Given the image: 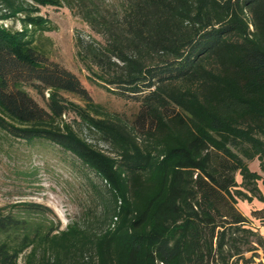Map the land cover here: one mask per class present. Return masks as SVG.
Wrapping results in <instances>:
<instances>
[{"label":"trees","instance_id":"trees-1","mask_svg":"<svg viewBox=\"0 0 264 264\" xmlns=\"http://www.w3.org/2000/svg\"><path fill=\"white\" fill-rule=\"evenodd\" d=\"M64 2L105 38L78 39V55L89 80L140 104L134 125L93 116L80 78L36 43L51 28L38 6ZM0 130L56 144L108 189L101 213L63 230L45 205L0 207V264H254L264 208L250 218L238 202H264V0H125L117 15L95 0H0Z\"/></svg>","mask_w":264,"mask_h":264},{"label":"rangeland","instance_id":"rangeland-1","mask_svg":"<svg viewBox=\"0 0 264 264\" xmlns=\"http://www.w3.org/2000/svg\"><path fill=\"white\" fill-rule=\"evenodd\" d=\"M124 2L125 0H95V5L104 13L117 15L121 13ZM38 7L40 11L35 15L46 18L51 28L37 34L36 43L46 50L51 60L80 78L93 101L102 107V115L93 112L92 115L119 118L130 126L134 125L140 104L124 99L89 80L90 73L78 55V39L102 45L106 43L105 38L93 31L78 14L75 5L69 6L64 2L60 7ZM6 23L17 29L21 27V23L16 19ZM30 93L40 105L45 106L37 92L30 89ZM65 97L82 107L86 105L76 95L66 93ZM65 119L83 138L96 144L105 153L111 154L109 146L101 141L97 134L91 132L87 123L78 115L70 112ZM254 161L249 164H252V168L255 166ZM237 178L241 180L239 176ZM107 193L103 179L76 155L48 141L30 143L0 130V207L5 213L17 211L23 203H39L49 207V219L55 223L60 222V229L63 230L89 213H101ZM20 264H23L22 260Z\"/></svg>","mask_w":264,"mask_h":264},{"label":"crops","instance_id":"crops-1","mask_svg":"<svg viewBox=\"0 0 264 264\" xmlns=\"http://www.w3.org/2000/svg\"><path fill=\"white\" fill-rule=\"evenodd\" d=\"M253 164H255V166L252 168V166H251L252 164H251L250 165L251 170L261 173L259 161L256 159ZM261 174L264 176L263 173H261ZM239 177L241 178L240 175H239ZM237 180H238V182H241L242 178H241L240 181H239L238 178H237ZM259 187H260V190L262 191V193L264 195V185H263L262 181H259ZM238 206H239V209L242 211L243 214H245L246 216H248L250 218H253L252 217V212L255 211V210L263 209L264 208V202H262V201H260L258 199H254L251 202L240 200L238 202ZM254 222H255V225L258 227L260 233L264 236V227L260 225V222L258 220H254ZM260 254L262 255L261 258H259V259L257 258L256 262L254 264L264 263V258H263L262 251H260Z\"/></svg>","mask_w":264,"mask_h":264}]
</instances>
